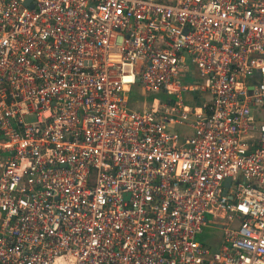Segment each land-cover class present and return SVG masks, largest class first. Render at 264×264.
<instances>
[{"label":"built area","instance_id":"built-area-1","mask_svg":"<svg viewBox=\"0 0 264 264\" xmlns=\"http://www.w3.org/2000/svg\"><path fill=\"white\" fill-rule=\"evenodd\" d=\"M0 264H264V0H0Z\"/></svg>","mask_w":264,"mask_h":264},{"label":"rangeland","instance_id":"rangeland-1","mask_svg":"<svg viewBox=\"0 0 264 264\" xmlns=\"http://www.w3.org/2000/svg\"><path fill=\"white\" fill-rule=\"evenodd\" d=\"M191 65V75L180 77L181 83H192V84H199L200 83V76L198 73V69L196 65L193 63H190ZM199 91H193L189 95L196 99L197 96H199ZM128 101L129 103H134L132 108L135 109H147L153 107V101L152 98H154V95L160 99H166L168 97V94L164 92H153V93H147L145 90H143L142 85H137L131 93H128ZM173 99H175V95H170ZM219 230L215 229H206L202 234L199 235L198 239L203 242H209L214 243L219 240Z\"/></svg>","mask_w":264,"mask_h":264},{"label":"crops","instance_id":"crops-1","mask_svg":"<svg viewBox=\"0 0 264 264\" xmlns=\"http://www.w3.org/2000/svg\"><path fill=\"white\" fill-rule=\"evenodd\" d=\"M164 93L167 94V92H164ZM189 94L190 93L185 94V101L187 103H202V97L204 98L206 96L204 93H199V96H197L196 99H193ZM168 98L173 99L169 94H168V97H166V99H168ZM152 101H153V98H152Z\"/></svg>","mask_w":264,"mask_h":264},{"label":"water","instance_id":"water-1","mask_svg":"<svg viewBox=\"0 0 264 264\" xmlns=\"http://www.w3.org/2000/svg\"><path fill=\"white\" fill-rule=\"evenodd\" d=\"M230 182H231V179H228L227 182H226V186H229L230 185Z\"/></svg>","mask_w":264,"mask_h":264}]
</instances>
